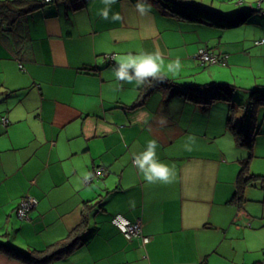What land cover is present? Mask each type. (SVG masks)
Listing matches in <instances>:
<instances>
[{
	"label": "crops",
	"instance_id": "obj_1",
	"mask_svg": "<svg viewBox=\"0 0 264 264\" xmlns=\"http://www.w3.org/2000/svg\"><path fill=\"white\" fill-rule=\"evenodd\" d=\"M71 1L0 0L2 238L44 248L65 237L82 220L86 200L98 196L84 243L49 264H264L261 253L248 259L256 248L245 237L258 229L263 247L264 219L254 220L264 210L233 200L240 170L224 140L228 103L205 110L169 97L162 85L140 101L141 87L116 81L113 72L116 57L159 49L165 67L181 61L166 75L179 83L241 77L238 67L254 68L245 60L264 61V42L257 43L264 0H191L225 14L252 10L232 28L187 21L152 0L147 15L136 11L137 0H116L107 20L101 0ZM113 13L121 19L113 22ZM203 45L227 53L226 61L202 66L195 53ZM257 69L252 78L264 79V66ZM242 83L243 90L256 86ZM152 139L173 171L170 183H147L133 163ZM99 165L107 171L85 183ZM29 194L39 203L21 218L16 208ZM131 220L142 222L147 244L125 237ZM0 264L27 263L0 252Z\"/></svg>",
	"mask_w": 264,
	"mask_h": 264
},
{
	"label": "trees",
	"instance_id": "obj_2",
	"mask_svg": "<svg viewBox=\"0 0 264 264\" xmlns=\"http://www.w3.org/2000/svg\"><path fill=\"white\" fill-rule=\"evenodd\" d=\"M75 1L81 3L86 2V0H72L71 2ZM152 1L157 3V5L161 7L163 11H165V13H168L170 15L185 19L187 21L206 23L208 25H213L220 28H232L240 26L245 23L252 15V10H241L234 14H225L191 0ZM41 2L47 3L51 1L41 0ZM39 5L40 4L34 5L32 10L38 8ZM22 11L25 12V10ZM202 50L207 51L211 56L214 55L216 57V61L212 62L203 60L200 56ZM195 54L202 66H211L221 62H225L228 56V54L225 52L214 51L208 45H203L198 48ZM105 55L107 56V58H113L114 56L113 53H106ZM157 85H162L163 88L168 90L169 97L175 95H182L188 100L202 106V108L205 110H208L216 102H227L229 105V116L227 121L228 129L234 135L235 140L240 146H247L250 149L248 157L243 159V164H245V166L241 169L238 174L237 191L233 196V200L240 201V199H243V191L247 185L259 186L256 185L257 182L255 181L258 177L264 176L259 173H249L248 164H246V160L253 157L252 150L255 145L254 132L257 128V108H259L261 105L264 106V84H257L255 87L248 89L250 92V105L246 107L247 115L245 116L247 117L245 122L243 121V125L238 124V117L231 103L234 96L237 95L235 94V92L238 90V86L231 82L213 79L205 83H179L169 78L168 76H165L163 78V82H153L151 85L146 84L142 86V95L140 101L145 99L146 95L152 89V87ZM243 92L246 93L245 90ZM3 118L7 117H2V124L4 126L8 125L9 119L7 118L8 122H4ZM98 167L104 168V170L100 174H98L99 172H97ZM106 171V166H96L94 168V171H92L91 174L87 176L90 177V180L86 182L85 179V183H91L97 177H102V174H104ZM29 196L35 197L37 199V204L33 208L27 210L28 217H26V219H29L31 217V212L37 207L39 203L38 197L33 194L24 195L21 200L26 199ZM101 201L102 197L99 198L98 196L92 200H86L82 220L71 231H69V233L65 237L48 244L44 248H32L28 250L19 248L2 238L3 234L0 233V252L8 255L9 257L21 260L27 264H49L58 258L68 255L70 252L73 251V249L84 243L86 232L89 229V221L92 210L97 205H99ZM131 221L134 222L136 220ZM142 235H147L143 232V226ZM136 237L142 239V236Z\"/></svg>",
	"mask_w": 264,
	"mask_h": 264
},
{
	"label": "clouds",
	"instance_id": "obj_3",
	"mask_svg": "<svg viewBox=\"0 0 264 264\" xmlns=\"http://www.w3.org/2000/svg\"><path fill=\"white\" fill-rule=\"evenodd\" d=\"M101 3L105 7L100 10L99 15L107 20L109 19L111 6L116 3V0H101ZM135 8L141 15H147L151 11L148 0H137ZM110 18L113 22L121 19L119 13H113ZM181 67L182 64L179 58L169 62L165 67L164 56L157 49L153 52L116 57L113 72L116 81L134 84L139 88L146 84L151 85L153 82H163V78L168 73L179 71ZM190 140L194 142V138H190ZM157 147L158 144L155 139L149 140L145 150L134 157L133 163L147 183H170L173 179V171L169 165L158 159ZM186 147L188 146L186 145ZM89 178L85 177V179Z\"/></svg>",
	"mask_w": 264,
	"mask_h": 264
},
{
	"label": "rangeland",
	"instance_id": "obj_4",
	"mask_svg": "<svg viewBox=\"0 0 264 264\" xmlns=\"http://www.w3.org/2000/svg\"><path fill=\"white\" fill-rule=\"evenodd\" d=\"M254 14H260V12H256ZM243 24H245V23H243ZM245 61L247 63L253 62L254 68L250 69L246 66L238 67L236 70L238 71L237 73L239 75H241V77L237 76V78L231 77V79H226L228 82H231L237 86L240 85V86H238V90L235 92V94H237V95H235L233 100L231 101V103L235 109V113L237 114L239 125L244 124L243 121L245 122L246 117H247V116H245V115H247L246 107L248 105H250V92H249V90H246V89H245L246 93L243 92L244 90L242 88V86H243L242 82L249 84V85L264 84V83H262V82H264L263 78H259V79H256V78L253 79L252 78L253 77V71H258L257 68H260V67L263 68V66H264L263 59L262 58L255 59V60L249 59V60H245ZM216 65H214V66H216ZM245 68H248V70L244 73ZM212 78H214V77H212ZM141 91H142V88H141ZM139 92H140V89L138 90V93ZM139 98H141V97H139ZM256 123H257V128L255 129V132H254V134H255V143L254 144L255 145H254L253 150H252L253 157L247 159L246 164H248L249 173H259V174H262L264 176V106H262V105L259 108H257ZM224 140H225L226 144L229 146V147L226 146V148L228 149V156L230 158H239L238 159V164H239L238 168L241 171V169L245 166V164H243V159L248 157L250 149L247 146H240L238 144V142L235 140V137L232 133L226 134V136L224 137ZM255 182H257L256 185H259V186H254V185L248 186L247 185L245 188H249V191H247V196H245V198L243 196V199L241 202H243V204H245L249 200V202L251 204L256 206V210H261V212H262V210H264V177H258ZM260 215H261V213L258 216H260ZM262 219H264V217H261V216L259 218H255L254 225L256 226L258 224V222L261 221ZM245 237H246V241H248L249 244H251L252 246H254L256 248V249H251L250 252H248V251L246 252L248 259L257 258L258 256L257 257H254V256L257 255L258 253H261L264 256V245L262 247V243L260 244V242H259L258 229H250L248 231H245ZM263 260H264V258L262 259V261ZM252 264H259V263L253 262ZM260 264H263V262Z\"/></svg>",
	"mask_w": 264,
	"mask_h": 264
},
{
	"label": "built area",
	"instance_id": "obj_5",
	"mask_svg": "<svg viewBox=\"0 0 264 264\" xmlns=\"http://www.w3.org/2000/svg\"><path fill=\"white\" fill-rule=\"evenodd\" d=\"M46 1H52V0H46ZM264 42V38L257 41V43ZM201 58L205 61H216V57L213 55L211 56L207 51L202 50ZM4 122H8L7 118H3ZM104 170L103 167H98L97 172L100 174ZM89 179H86V182L89 181ZM37 204V199L35 197L29 196L26 199L21 200L18 208H17V214L21 218L28 217L27 216V210L30 208H33ZM123 233L125 236L129 239H132L136 236H142L143 243H147L151 240V237L149 235H142V222L140 220H136L134 222H126L123 227Z\"/></svg>",
	"mask_w": 264,
	"mask_h": 264
}]
</instances>
